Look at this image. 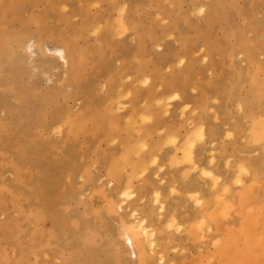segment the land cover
<instances>
[{
    "label": "rangeland",
    "instance_id": "374dc122",
    "mask_svg": "<svg viewBox=\"0 0 264 264\" xmlns=\"http://www.w3.org/2000/svg\"><path fill=\"white\" fill-rule=\"evenodd\" d=\"M263 124L264 0H0V264L244 263Z\"/></svg>",
    "mask_w": 264,
    "mask_h": 264
},
{
    "label": "bare ground",
    "instance_id": "6f19581e",
    "mask_svg": "<svg viewBox=\"0 0 264 264\" xmlns=\"http://www.w3.org/2000/svg\"><path fill=\"white\" fill-rule=\"evenodd\" d=\"M55 53H56V55L64 62V63H68V61H67V59H66V55H65V51H63V49H61V48H59V49H56L55 50ZM62 54V55H61ZM68 54H69V56H70V59L71 58H74V55L71 53V52H68ZM74 61V60H73ZM92 93H93V91H92ZM91 98V97H90ZM90 101H91V99H90ZM264 125V124H263ZM262 129H264V128H262ZM263 132H264V130H263ZM262 132V133H263ZM264 134V133H263ZM214 154V153H213ZM214 174V173H213ZM250 175V174H249ZM219 180V179H218ZM217 181V180H216ZM229 182V181H228ZM214 185H216V184H214ZM254 185V184H253ZM243 186V185H242ZM216 187V186H215ZM223 188V187H222ZM220 189V188H219ZM229 189V188H228ZM223 191H225V189L223 190ZM229 194H230V192H229ZM228 194V195H229ZM229 197V196H228ZM222 198V197H221ZM228 199V198H227ZM220 200V199H219ZM251 200V199H250ZM211 201H213V200H211ZM225 201V200H224ZM220 202V201H219ZM222 200H221V204H222ZM224 203V202H223ZM227 203H229V202H227ZM226 204V203H225ZM257 204V203H256ZM228 205V204H227ZM209 206V205H208ZM207 206V207H208ZM221 206V205H220ZM220 206H218L219 208H220ZM226 206V205H225ZM210 207V206H209ZM208 207V208H209ZM215 207L216 208H214L215 210H217V206L215 205ZM222 208V207H221ZM248 209V208H247ZM221 210V209H220ZM229 210V209H228ZM227 210V211H228ZM244 211V210H243ZM223 212V213H222ZM245 212L246 213H248L249 214V212H251V209L249 210V212L247 211V210H245ZM224 213L226 214V215H230L231 216V214L230 213H228V212H225V208H224V211H223V209H222V211L220 212L219 211V216H220V214H223L222 216H220V218H219V220H220V222L218 221V223H219V225H220V223L223 221V220H225L226 218H225V216H224ZM228 213V214H227ZM241 213H242V211H241ZM252 213V212H251ZM250 213V216L248 217V219H249V221L247 222L248 224H243V223H241V225L242 226H239V227H242L241 229H243V230H241L240 228H238V227H236V226H234V227H236V229L234 228V231L232 230L233 228H231L230 229V231L229 232H232V234L231 235H233L236 231H237V235L238 234H240V232L241 233H244L245 234V232H243L245 229H249V226H250V228H252L253 227V223L256 225L257 223H259V222H257L258 220L255 218V217H257V216H259V218H260V216H261V214L260 215H256L257 214V212H256V214L254 215L253 213V215L255 216L254 218H253V215ZM212 214V216H214V214L213 213H211ZM243 214V213H242ZM215 215H217V217H218V211H217V214H215ZM229 216V217H230ZM225 218V219H223V218ZM221 218L223 219V220H221ZM232 218V217H231ZM231 218H230V220H231ZM211 220V219H210ZM228 220V219H227ZM227 220H225V223L227 222ZM156 222V221H155ZM224 222V221H223ZM234 222V221H233ZM232 222V223H233ZM257 222V223H256ZM225 223H221L222 225L221 226H219L220 228L223 226V227H226V226H224L223 224H225ZM227 223H229V222H227ZM237 224V223H236ZM236 224H234V225H236ZM228 225V224H227ZM248 226V228H245V227H247ZM259 226V224L257 225V227ZM222 227V228H223ZM228 227V226H227ZM226 227V228H227ZM254 228H256V227H254ZM261 228V227H260ZM206 229H208V228H206ZM237 229H239V230H237ZM262 229V228H261ZM225 230V229H224ZM223 229L222 230H220V232L221 231H224ZM232 230V231H231ZM251 229H249L248 231H250ZM201 231V230H200ZM240 231V232H239ZM248 231H246V232H248ZM252 231H254V229L252 230ZM130 232H133V231H129L128 233H130ZM136 232V231H135ZM218 232V231H217ZM258 232H260V233H262V231H258L257 230V233ZM134 233V232H133ZM253 233V232H252ZM132 233H130V234H127V240L128 241H131V244H130V246L132 247V235H131ZM138 234V233H137ZM236 234V233H235ZM141 235V232H140V234H139V236ZM208 235V234H207ZM218 235H219V232H218ZM163 236V235H162ZM200 236V235H199ZM217 236V235H216ZM234 236V235H233ZM233 236L231 237V239H233ZM264 236V235H263ZM143 237H144V235H143ZM214 237V236H213ZM235 237V236H234ZM240 237V236H239ZM239 237H237L238 239H239ZM255 237V236H254ZM254 237H251V234L249 235V238H248V241L246 242L247 243V245L245 246V243H244V246H245V248H242L241 250H243V251H246V247H250V248H253V250L251 249V251H248V250H250V249H248L247 250V253L249 254V256H250V258H249V260H251V261H253L252 259H254V263L253 262H251V263H253V264H256L257 262L256 261H258V260H260V259H258V260H256V258L258 257V258H262V257H264L263 255H264V240H260V241H257V239H259V238H257V239H254ZM153 238V237H152ZM236 238V237H235ZM236 238V240H238ZM243 238V237H242ZM256 238V237H255ZM146 239V238H145ZM150 240H151V238H149ZM201 239V238H200ZM197 240V239H196ZM204 240V239H203ZM206 240V239H205ZM209 240V239H208ZM210 240H212V239H210ZM215 240V239H214ZM214 240H212L211 242H213ZM218 240V242L221 240H219V238H217L216 239V241ZM247 240V239H246ZM143 241V240H142ZM242 241V240H241ZM206 242V241H205ZM222 242V244H223V240L221 241ZM233 242V241H232ZM142 243H147V240L144 242H142ZM200 243V242H199ZM207 243V242H206ZM147 244H149V243H147ZM147 244H146V246H147ZM214 244V243H213ZM212 245V244H211ZM216 245V244H215ZM220 245H221V243L218 245V246H216V247H219V248H221L222 247V245H221V247H220ZM224 245V244H223ZM226 245H227V243H226ZM231 245V244H230ZM255 246V247H254ZM142 247V246H141ZM143 247H144V244H143ZM215 247V248H216ZM233 247V246H232ZM145 248V247H144ZM228 248V247H227ZM226 247H224L223 246V249L225 250L226 249V251L228 252V250H229V248L227 249ZM257 248V249H256ZM223 249H220L221 251H224ZM154 250V249H153ZM215 250V249H214ZM217 250V249H216ZM233 250V249H232ZM238 250V249H237ZM255 250V251H254ZM219 251V250H218ZM235 251V250H234ZM242 251V252H243ZM232 251H230V253H231ZM241 252V251H240ZM153 253V252H152ZM222 253V252H221ZM229 252L228 253H226L225 252V254H223V255H227V254H230ZM245 253V252H244ZM262 253H263V255H262ZM243 254V253H242ZM233 255V254H232ZM244 256V255H243ZM260 256V257H259ZM262 256V257H261ZM245 257V256H244ZM215 258V257H214ZM263 259V258H262ZM187 260V259H186ZM210 260V259H209ZM219 260V259H218ZM244 260V263L242 262L241 264H245V262L246 261H248V262H250L249 260H248V258L246 259H243ZM256 260V261H255ZM212 261V260H211ZM217 262V261H216ZM234 262H236V264L238 263V261H234ZM261 262V261H260ZM197 263V262H196ZM259 263V262H258ZM193 264V263H192ZM203 264V263H202ZM209 264H210V262H209ZM223 264H224V262H223ZM226 264V263H225ZM234 264V263H233ZM239 264V263H238Z\"/></svg>",
    "mask_w": 264,
    "mask_h": 264
},
{
    "label": "snow or ice",
    "instance_id": "6c2138e0",
    "mask_svg": "<svg viewBox=\"0 0 264 264\" xmlns=\"http://www.w3.org/2000/svg\"><path fill=\"white\" fill-rule=\"evenodd\" d=\"M201 12H203V9H201ZM62 55V54H61ZM181 63H183V61H181ZM145 83H147V81H145ZM172 99H177V97H172ZM206 139V129L204 127L199 128L198 131H196L194 133V136L189 137V140L186 142L187 143V147L185 150V157H186V167H189L190 171H198V169L194 166V149L196 148L197 145V141L199 142H204ZM169 144H175L176 140L175 139H169L168 141ZM214 163V160L212 161ZM231 162L229 161V164ZM153 164H156V161H153ZM161 171H163V169H161ZM201 174L204 177H212V172L211 171H207V170H203L201 172ZM247 175V170L245 169V167L243 165H241L239 167V171L236 174V178L234 183L237 185H241L242 186V180L241 177ZM228 191V188H225V192ZM199 203V201H197ZM161 211H163V209H161ZM227 211V208H226ZM172 225L169 224V228H171ZM209 231H211V229H209ZM129 244H131V241H128Z\"/></svg>",
    "mask_w": 264,
    "mask_h": 264
},
{
    "label": "crops",
    "instance_id": "0c3cea01",
    "mask_svg": "<svg viewBox=\"0 0 264 264\" xmlns=\"http://www.w3.org/2000/svg\"><path fill=\"white\" fill-rule=\"evenodd\" d=\"M251 161H255V163H257V158H254V159L252 158ZM251 165L253 166L254 164L251 163ZM256 212L258 213L257 210H256ZM261 212L262 213H261L260 218H259V216H257V217L254 216L256 213L254 214L252 212L254 215L251 213L253 215V218L255 217L258 220L257 222H260V227L262 228V229L259 230V231H262V233H260V232L257 233V229L256 228L254 229V231H252L253 233L251 232V237H254L255 236L256 238L254 237V239L259 238V239H257V241L264 240V236H263L264 235V222H263V220H264V208H263V210ZM251 230H253V229L251 228ZM259 234H262V237L261 238L258 236Z\"/></svg>",
    "mask_w": 264,
    "mask_h": 264
}]
</instances>
